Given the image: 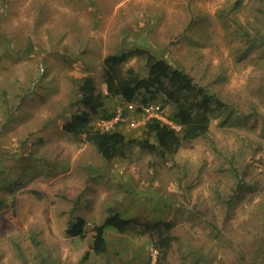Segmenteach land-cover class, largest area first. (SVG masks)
<instances>
[{
  "label": "rangeland",
  "instance_id": "1",
  "mask_svg": "<svg viewBox=\"0 0 264 264\" xmlns=\"http://www.w3.org/2000/svg\"><path fill=\"white\" fill-rule=\"evenodd\" d=\"M134 49L228 108L166 157L141 148L155 139L130 112L111 130L126 155L107 161L64 125L87 111L85 77L112 118L127 108L108 95L103 61ZM146 58L123 66L144 76ZM151 103L180 125L173 105ZM103 116L92 125L105 131ZM111 209L131 228H109L96 255L93 229ZM77 217L85 238L67 233ZM166 237L167 264H264V0H0V264H151L154 247L159 264Z\"/></svg>",
  "mask_w": 264,
  "mask_h": 264
},
{
  "label": "trees",
  "instance_id": "2",
  "mask_svg": "<svg viewBox=\"0 0 264 264\" xmlns=\"http://www.w3.org/2000/svg\"><path fill=\"white\" fill-rule=\"evenodd\" d=\"M147 55L145 66L147 74L141 75L135 69H125L124 64L133 56ZM104 80L108 95L122 98L126 103L140 102L147 104L162 100L164 104L174 106V120L182 126L180 131L158 119L148 122L146 133L149 139L139 142L142 149L161 157L176 154L183 143L188 140L207 136L210 132L213 116L217 111L228 108L217 94L196 83L187 71L173 66L164 58L156 57L147 49L121 50L108 55L103 61ZM81 102L87 111L74 114L64 125V130L76 138L92 143L102 157L107 160L123 158L126 155V136L118 131H103L92 125L93 115L104 112V118L114 115L104 110L103 95L97 92L94 79L85 77L79 86ZM87 221L82 217L69 222L67 233L72 237H86ZM109 228L125 232L131 226L115 209L109 216L93 229L92 251L96 255H107L109 243L106 233ZM162 256L159 264H167V253L170 249L169 238L160 240ZM88 251L84 258H88Z\"/></svg>",
  "mask_w": 264,
  "mask_h": 264
},
{
  "label": "built area",
  "instance_id": "3",
  "mask_svg": "<svg viewBox=\"0 0 264 264\" xmlns=\"http://www.w3.org/2000/svg\"><path fill=\"white\" fill-rule=\"evenodd\" d=\"M126 107L127 108H119L115 118L105 119L103 125L105 131H111L119 122L127 121V114L136 111H140L147 122H151L154 119H158L163 123L168 124L172 128L176 129L177 131H180L182 129L181 125H173L170 121L165 119L163 115H161L162 107H160L159 105H155L152 103L142 104L140 102H133L126 103ZM133 125L135 124L133 123ZM158 254L159 250L157 248L154 247L151 249V264H157Z\"/></svg>",
  "mask_w": 264,
  "mask_h": 264
}]
</instances>
